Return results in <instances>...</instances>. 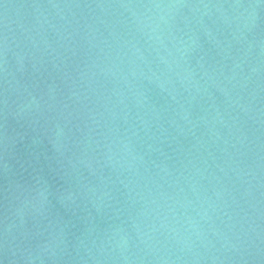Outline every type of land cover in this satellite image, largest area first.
<instances>
[{
	"label": "water",
	"instance_id": "95a60500",
	"mask_svg": "<svg viewBox=\"0 0 264 264\" xmlns=\"http://www.w3.org/2000/svg\"><path fill=\"white\" fill-rule=\"evenodd\" d=\"M0 264H264V0H0Z\"/></svg>",
	"mask_w": 264,
	"mask_h": 264
}]
</instances>
